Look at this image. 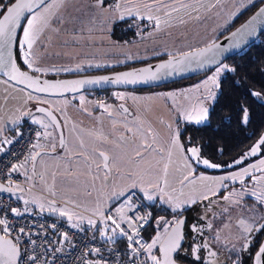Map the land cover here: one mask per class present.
I'll use <instances>...</instances> for the list:
<instances>
[{"label":"rangeland","instance_id":"rangeland-1","mask_svg":"<svg viewBox=\"0 0 264 264\" xmlns=\"http://www.w3.org/2000/svg\"><path fill=\"white\" fill-rule=\"evenodd\" d=\"M258 1L109 0L103 4L102 0H49L29 15L21 28V57L27 72L55 79L92 74L111 67L123 69L127 64L150 62L214 41L231 18ZM123 19L131 20L126 24L130 28L127 31L130 39L116 40L112 38V29ZM227 68L222 63L210 71L211 76ZM136 90H110L104 93L105 99L101 101L87 93L51 98L27 91L35 103L54 107L58 114L73 116L76 113L77 119L84 123L98 121L102 145L96 150L99 162L94 172L86 167L79 173V169L70 166L63 174L47 173L53 162L37 159L35 168L44 170L45 175L41 181L34 182L28 166V181L34 189L19 188V193L13 197L20 199L24 208L39 210L46 206L54 210L56 202L46 195L52 196L60 203L59 213L65 222L76 227L92 221L84 213L99 215L109 206L112 195L121 185H130L142 192L148 201L155 197V204L176 210L191 208L194 224L191 227L199 239L192 242L189 259L201 264L230 263V258L241 253L243 246L250 242L261 227L260 219L264 218V156L258 155L264 132L242 156L226 166L228 169H224L200 161L194 145L184 150L179 141L177 124L206 122L211 106L208 98L202 101L203 104L207 100L205 116L197 117L185 110L186 98L181 93L154 95ZM5 94V90L0 94V147L10 139L3 127L13 129L27 111L24 97L17 100ZM77 104L79 108L75 111L72 106ZM86 106L90 108L87 110ZM126 106L128 111L123 112ZM93 109L97 113L93 114ZM120 119L135 127H120ZM109 133L112 138H120L127 149L107 147L103 137L107 139ZM117 153L127 157L126 162H131L129 168L115 165ZM156 153L151 164L145 160L133 162L136 156L141 158V155ZM108 155L109 175L104 165V156ZM114 166L130 170L131 174L120 183ZM127 170H119V173L124 175ZM197 207L203 210L201 214ZM175 221V218H158L155 235Z\"/></svg>","mask_w":264,"mask_h":264},{"label":"water","instance_id":"water-1","mask_svg":"<svg viewBox=\"0 0 264 264\" xmlns=\"http://www.w3.org/2000/svg\"><path fill=\"white\" fill-rule=\"evenodd\" d=\"M48 1L13 0L0 14V77L31 94L51 98L93 91L148 89L202 75L222 64L228 57L240 52L264 31L263 1L237 26L204 46L114 71L55 79L22 70L15 60V46L25 20ZM258 96L256 95L264 103V99ZM123 110H128V107H123ZM33 115H40L47 120L57 136V145L55 150L39 149L33 152L29 162L31 174H34L35 163L39 156L61 151L64 136V129L56 111L48 105L35 101L30 103L19 125L28 123V119ZM107 159L108 156H104V165L108 171ZM199 160L206 161L200 157ZM0 192L10 196L19 193L18 188L1 182ZM37 213L65 222L61 213L55 210H38ZM184 220L185 217L180 216L163 234L157 248L159 264H179L174 256L182 241ZM19 258V248L12 239L0 236V264H18ZM252 264H264V235L252 256Z\"/></svg>","mask_w":264,"mask_h":264},{"label":"built area","instance_id":"built-area-1","mask_svg":"<svg viewBox=\"0 0 264 264\" xmlns=\"http://www.w3.org/2000/svg\"><path fill=\"white\" fill-rule=\"evenodd\" d=\"M103 98L95 94L96 100ZM41 133L38 125L25 123L0 150V182L14 188L34 189L21 174ZM50 200L57 202L52 196ZM60 205V204H59ZM59 205L54 210L59 212ZM17 200L0 192V236L10 237L18 246V264H159L157 252L165 230L142 243V229L151 219L150 203L136 190L127 191L87 227H74L53 217L20 211ZM102 221L112 228L115 238L125 242L121 249L94 232Z\"/></svg>","mask_w":264,"mask_h":264},{"label":"trees","instance_id":"trees-1","mask_svg":"<svg viewBox=\"0 0 264 264\" xmlns=\"http://www.w3.org/2000/svg\"><path fill=\"white\" fill-rule=\"evenodd\" d=\"M13 0H0V14L5 7ZM94 1V0H92ZM108 3L109 0H102ZM264 0H259L256 4L243 9L231 18L218 33L217 38L221 37L240 22H242L259 4ZM131 20L123 19L114 24L112 29V38L116 40H129L130 30L126 27ZM20 35V34H19ZM157 57L154 60L164 58ZM15 60L22 70H27L26 65L21 59V49L19 46V36L15 46ZM142 61L127 64L125 67H132L146 63ZM228 67L224 69L217 82L216 95L207 112L206 122L203 124H193L183 122L179 124V141L185 150L188 146L194 145L200 158L224 169L237 157L242 156L254 142L259 138L264 129V103L259 98L264 99V31L255 41L248 44L240 52L228 57L223 61ZM28 71V70H27ZM114 71V69H104L96 71L103 73ZM92 74L95 72H91ZM38 75L35 72L31 73ZM86 74V73H84ZM200 76V75H198ZM198 76L185 80L173 82L159 87L148 89H137L136 91H149L157 89L172 88L193 81ZM69 77V76H64ZM62 77V78H64ZM54 78V77H49ZM22 125H18L21 128ZM17 128V129H18ZM264 156V141L260 144L259 154ZM234 167V166H233ZM202 168L198 167V170ZM203 170V169H202ZM112 204V203H111ZM151 219L142 229V239L148 242L156 234V220L185 217L186 243L197 242L199 235L191 227L192 222L191 208H182L180 210L172 209L163 204H150ZM203 210L197 207V212L201 214ZM263 225L254 232L250 242L243 248L241 253L230 258L228 264H252V256L264 235V218H261ZM66 223V222H65ZM111 226L102 221L94 234L104 241H112ZM191 231V233H189ZM202 234V233H201ZM194 239V240H193ZM114 244L121 249L125 248V242L120 238L113 240Z\"/></svg>","mask_w":264,"mask_h":264},{"label":"crops","instance_id":"crops-1","mask_svg":"<svg viewBox=\"0 0 264 264\" xmlns=\"http://www.w3.org/2000/svg\"><path fill=\"white\" fill-rule=\"evenodd\" d=\"M21 59H22V57H21ZM211 75H212V72L209 71L207 73H204V74L198 76L193 81L182 84V85H177V86H174L172 88H167V89L141 91L140 93L144 92V93H151L154 95H161L163 93L168 94L171 92L181 93L183 95V97L186 98L185 110L191 112L192 114L194 113L195 115H197V117L199 115H201V117H203V116H205L204 106L206 108H208V107H207V100H206V102H203V104H202V101L204 99L208 98V100H209L208 102H210V104L212 103V100L214 99V97L216 95V88H217L216 85H217V82H218L221 74H216V76H211ZM0 88H1L0 94H2L5 90V92L7 94H10L12 96V98H14V99L19 100V98L24 97V99H25L24 105L26 106L27 110L30 107V103L35 101L30 96H28L27 90L20 88L14 84L8 82L7 80L3 79L2 77H0ZM206 92H209L208 97H205ZM7 94H5V95H7ZM3 97L6 98V96H3ZM177 106L180 107V105H177ZM83 107H84V105H83ZM83 107L80 106L81 109H84ZM86 107H87L86 108L87 110L90 108L89 106H86ZM51 108L53 109L54 107H51ZM76 108H79L78 104L76 106H72V109H74L75 111L78 110ZM53 110H56V109H53ZM127 111L128 110H123V112H127ZM92 112H93V114L97 113V111L95 109H93ZM58 116L60 117L63 129H64L62 149L59 153L42 154V156L38 157V159L41 158L42 161H44V162H46V161H52L53 162V165L47 170V173H51L53 171V172H59V173L63 174V173H65V170L68 169L70 166L73 169H77V170L79 169V171H80L79 173H81V171H83L86 167H90V169L93 170V172L97 171V164H98L99 160H98V156L96 154V150H100V146L102 145V142L100 141L101 138H99L100 137V133H99L100 132L99 131L100 130V124H99V122L97 121L96 123L95 122H92V123L85 122L84 123V121H82L81 119L80 120L77 119L76 113H74L73 116L71 114H68V113H65L63 115H61L59 113ZM28 122L37 124L40 128V133H41L39 139L37 140V143H36V146H35L33 152H35L36 150H39V149L55 150L56 145H57V136H56L54 130L52 129V127L48 124L47 120L40 115H33L28 119ZM118 123H119L120 127H122V128L129 127L130 129H133L135 127L134 124H132L131 122H128L124 119L118 120ZM148 124H149V121H148ZM18 125L19 124L15 125L13 127V129H7L8 127H6V126L3 127V128H6L4 130H6V133L9 134L10 139L15 135V131L18 130L17 129ZM178 126H179V124H177V127ZM123 138H127V137L124 136ZM104 139L107 142L106 143L107 147L109 146V148H116L117 146H120V147H125L127 149V146L124 144V142L120 138H118V137L112 138V137H110V133H109L107 139H106V137H103V140ZM112 139H113V141H112ZM5 143L6 142H4L2 144V146L0 147V150L4 147ZM103 146H104V144H103ZM114 154H115V152H114ZM156 155H157V153L153 156H150L149 154L143 155V156L141 155V158H139V156H136L134 161L133 160L132 161L138 162V160H145V161L149 162V164H151L152 163L151 160H153L156 157ZM130 158H132V157H130ZM83 159H87V160L82 161ZM126 159H127V157L123 156L122 153H117V157L115 158V160H116L115 165L117 167L123 166L125 168H127V167L129 168L131 166V162H126ZM109 160H110V155H108V159H107L108 165H109ZM39 162H40V160H38V165H37L38 167H39ZM47 163L49 166L51 165L50 162H47ZM86 163H87V165H86ZM28 166H26L24 168L23 173L21 174V177H23V179L26 182L30 183V181H28L29 180V178H28L29 167ZM119 170H127V169L116 168V170H115V174H116L115 176L121 183V181H123L124 178L126 179V177L131 174V172H130V170H127L128 172L126 171L125 173H123L124 175H121L119 173ZM37 171H38V174L36 175ZM109 174H110V172L108 171V175ZM43 175H45L44 170L40 171V170H36V168H35L34 174H32V177H33L32 179L34 180V182L35 181H41V178H43ZM120 183H118V184H120ZM44 184H45V182H44ZM131 189H135V188L131 187L130 185H126V186L121 185V187L112 195L111 203H113L114 201L119 199L123 194H125L127 191H129ZM142 195L146 198V196L143 193H142ZM16 200L19 204V208H20L19 210L20 211H32V212L37 213V211H38L37 209L31 208L29 206L24 208V207H22L20 199H16ZM147 201H148V199H147ZM148 202L154 203L155 197H154L153 201H148ZM39 210L52 211L51 208H48L46 206L41 207V209H39ZM90 223H91V221L90 222H84L83 225H81V226L78 225L77 227H87ZM114 238H115V234L113 233V230H112V240Z\"/></svg>","mask_w":264,"mask_h":264},{"label":"flooded vegetation","instance_id":"flooded-vegetation-1","mask_svg":"<svg viewBox=\"0 0 264 264\" xmlns=\"http://www.w3.org/2000/svg\"><path fill=\"white\" fill-rule=\"evenodd\" d=\"M108 91H110V90H108ZM108 91H93V92H85V93H87V94H93L94 95V99H95V94L96 93H101L102 94V96H103V98L101 99V100H103V99H105V96H104V93H108ZM96 100V99H95ZM101 100H96V101H101ZM112 108H114L113 106H112ZM113 123V122H112ZM203 124V123H202ZM20 128H18V130H19ZM17 130V131H18ZM17 131H15V133L17 132ZM131 190H136V192L139 194V195H141L142 197H144L143 195H142V193L140 192V191H138L137 189H131ZM124 195V194H123ZM122 195V196H123ZM121 196V197H122ZM120 197V198H121ZM145 198V197H144ZM118 200V199H117ZM147 201V200H146ZM115 202V201H114ZM148 202V201H147ZM150 203V202H149ZM150 204H154V203H150ZM180 216H178V217H176L175 219L177 220L178 218H179ZM176 222V221H175ZM174 222V223H175ZM187 228H189L190 229V227L188 226H185V220H184V223H183V226H182V241H181V243H180V245H179V247H178V249L176 250V252H175V256H174V259H175V261L177 262V263H179V264H201V263H198V262H195V261H193V260H191V259H189L188 258V255L190 254V248H191V242L190 243H186L187 242V239H186V237H185V234H187V232H185V229H187ZM167 230V229H166ZM165 230V231H166ZM189 233H191V231L189 232ZM186 241V242H185Z\"/></svg>","mask_w":264,"mask_h":264}]
</instances>
